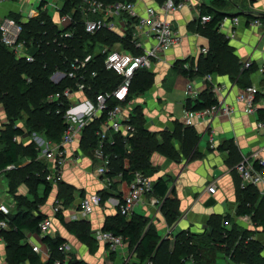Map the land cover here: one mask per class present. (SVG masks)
<instances>
[{"label":"crops","instance_id":"crops-1","mask_svg":"<svg viewBox=\"0 0 264 264\" xmlns=\"http://www.w3.org/2000/svg\"><path fill=\"white\" fill-rule=\"evenodd\" d=\"M161 1L136 0V10L142 13L147 6H158L162 3ZM113 2L116 0L108 3ZM63 6L64 0H1L0 23L6 17H14L19 21L27 22L30 18L38 17L41 11H46L59 29H66L65 24L68 22H63L61 15ZM204 8L212 9L214 13L220 12L227 15L228 18L224 21L220 31L228 39L232 54L240 63L243 64L251 59L258 68L264 61V0H190L186 6L170 16L181 37L180 42L161 53L160 57L155 59L151 67L148 68L154 74L152 87L145 93L129 99L130 105L126 103L124 105H126L125 113L128 122L130 123L133 114L135 116L134 108L137 107V110L142 114L144 128L159 143H164L175 132L177 134L170 141L173 149L180 153V159H174L164 152L155 151L150 158L152 164L150 177L153 185L159 178H163L167 182L169 186L167 197L178 200L179 217L173 224H169L161 207L163 199L160 198L162 200L160 205L152 204L150 197L155 196L152 193L146 195L135 206L134 211L127 215V220H131L133 214L143 216L146 220L145 228H153L161 237L158 247L166 243L169 253H174L178 236L182 232H190L195 235L214 232V226L209 222L210 219L212 217L230 216L242 228L256 231L253 238L262 244V256H264L263 227H256L251 220H246L238 215L237 183L240 175L234 169L238 159L250 157L255 150L264 145V132L258 131L256 128V121L261 117L260 113L264 114V95L260 94L258 99V111L255 114H248L245 112L244 106L237 100L238 94L245 88L240 85L237 79H233L230 73L210 74L212 76L210 81L207 78L209 74L190 79L174 69L177 60L193 58L197 61L201 56L200 50L203 47L209 48V38L201 33L199 27L201 11ZM79 12H82L81 8H79ZM90 17L95 18L94 15H90ZM234 17L239 18L238 24L233 23L232 18ZM258 18L262 24L254 25L252 21ZM103 31L111 33L109 35L113 34L115 41L112 43L110 39L107 41L106 37H102L93 45L92 54L94 56L101 55L104 57L103 50L106 47L133 52L130 46L135 48V45L129 42L128 37H122L120 30L116 32ZM138 34L143 48H150L154 45L153 38L141 36L140 32ZM126 42L130 43L129 47H127ZM36 49L32 44L27 46L26 52L33 55ZM16 57L24 58L17 55ZM257 68L250 74V82L253 85L263 87L264 74H261ZM53 75L54 73L50 76V80L54 84H59L60 82H57ZM189 81H192L198 91L195 98L214 84L222 86L220 93L213 92L218 100L222 99L225 103L232 105L234 111L230 114L219 113L210 122L196 119L195 123L188 129L185 123V104L188 99L187 84ZM24 120L25 118L20 119L16 123L18 127L24 130L23 133L14 137V141L20 147L17 168H22L32 161L29 152L32 144L36 145L34 134H38V132L28 131ZM10 124L7 110L0 103V139L4 142ZM100 124L101 122H99ZM190 131H195L198 135L194 144L190 143ZM44 137L48 139L46 136ZM211 138H213L214 147L211 146ZM90 140V134L85 130L69 151L73 160L65 166L63 180L60 181L70 184L74 188L73 200L69 205H64L65 198L69 193L61 190L59 182L52 184V190L47 198H44V184L33 187L22 182L13 191L6 170L13 169L14 165H9L5 170L0 171V188H7V194L0 193V204L9 202L14 214L18 211L33 210L36 204H40L41 211L54 218V226L46 235L52 238L60 236L65 239V243L70 247L66 252L67 259L83 260L89 264H122L124 256H128L132 262H141L136 246H130L129 240H125L126 245L119 254L110 252L107 246L100 242H98L97 250L92 251L88 244L80 241L65 225L66 222L74 221L72 215L86 194L104 192L107 189L105 181L96 172L98 160L95 158L92 149L86 147ZM230 144H233L234 152L227 149ZM5 146L3 143L2 151L5 150ZM220 146L226 148L221 149ZM38 158L48 163L49 172L51 164L41 156ZM121 178V174L114 176L115 183L117 182V189H114L117 191L115 192L123 191ZM212 183L216 185L215 193L208 190V186ZM257 190L259 192L257 204H259L264 197V183L259 184ZM18 197H23L22 205L19 204ZM56 198L62 202V211L59 216L53 215L52 206L47 205L49 201L52 202ZM35 201L37 202L35 203ZM40 201L44 202L38 203ZM118 211L117 208L103 202L96 207L86 221L91 224L92 232H94L96 229H103L108 217L116 216L119 214ZM25 236L24 242L28 241L30 244L39 245L41 250L45 252L40 255L41 260L43 262L48 260L50 248L44 242L45 235L25 230ZM220 253L224 254L226 264H244L236 263L224 251H220ZM181 261L183 260H180V263ZM190 263V261L186 262V264ZM0 264H13L4 237L0 239ZM21 264L31 263L26 261ZM173 264H179L177 258H174Z\"/></svg>","mask_w":264,"mask_h":264},{"label":"trees","instance_id":"trees-1","mask_svg":"<svg viewBox=\"0 0 264 264\" xmlns=\"http://www.w3.org/2000/svg\"><path fill=\"white\" fill-rule=\"evenodd\" d=\"M83 2L84 0H64L61 15L71 14L76 21L73 24L74 34L69 39L61 37L65 28L59 29L46 11H41L38 17L30 18L27 22L15 18L23 26L21 39L26 40L28 46L31 45L30 41H33L37 48L33 54V61H28L25 57L17 58L16 54L1 41L0 35V103L5 106L11 123L5 136V142L0 139V148L3 143L6 145L4 151L1 148L0 171L5 170L9 165H14L13 169L6 170L13 191L22 182L33 187L44 184V198H47L52 190V183L46 178L48 163L38 158L39 150L36 145L32 144L29 152L32 161L22 168H17L20 147L14 141L17 134L24 132L23 128L18 127L16 123L25 118V127L28 131L40 132L48 139L60 142L66 123L62 116L63 112L57 113L56 111L60 106L59 102H50L48 96L63 90L65 87H75L77 80L66 76L62 82L54 84L50 80L52 73L58 70L69 72L75 57L85 58L92 55L93 59L89 62L85 72L87 81L93 87L90 95L94 97L98 92L111 91L121 83V76L105 68V55L102 57L92 54L93 45L102 37H106L107 41L110 39L112 43L115 41V37L106 31L95 34H89L85 31L79 12ZM205 14L211 15L212 20L206 24H202L200 20L199 27L201 33L209 38L208 52L201 54L197 61L193 58L177 60L174 69L190 79L199 75L227 72L233 79H237L243 88L252 85L250 74L252 71H256L257 66L254 63L252 67L244 68L242 62L240 63L232 54L228 39L220 31V24L227 15L220 12L214 13L209 8H204L201 11V16ZM126 43L129 47L130 43ZM130 48L134 53L142 52L140 49L132 48V46ZM185 64H189V67L186 68ZM94 70L97 75L91 76V71ZM153 84L154 74L148 68L139 69L133 77L128 100L145 93ZM217 102L218 99L210 86L197 98H188L185 105L188 109L201 110ZM116 104L118 101H111V106ZM61 107L62 111L66 108L64 105ZM134 112L135 116L133 114L130 121L135 128L133 135L124 137L121 133L109 131L108 138L105 140L106 154L110 155L112 160L110 175L112 177L118 174L122 175L123 191L115 192L117 191L114 190L117 189V182H113L104 192H100L103 202L112 195H116L123 201L130 190L136 172L140 171L150 176L152 173L150 158L155 151H161L171 158L180 159V153L173 149L170 141L174 135H177L176 132L161 144L144 128L142 114L137 110V107L134 108ZM260 114L263 116L262 113ZM106 118L107 112L98 119L99 121H94L86 128L91 139L86 147H90L92 152L100 144L95 131L100 126L99 122ZM187 127L188 129L191 128V126ZM189 136L191 144H194L198 139L195 131H190ZM233 147V144H230L227 149L234 152ZM220 148L225 149L226 147L220 146ZM240 160L243 158L238 159L236 165L241 162ZM236 165L234 169L237 172ZM59 186L62 191L69 193L64 201V205L67 206L73 200L74 188L65 182H59ZM168 190L169 186L163 178H159L153 185V194L163 199L161 207L166 220L169 224H173L179 217L178 200L167 197ZM237 191L238 215L249 216L251 222L256 227H263L262 231H264V197L257 204L259 199L257 186L242 187L240 177L237 183ZM18 200L19 204L22 205L23 197H18ZM40 207V204H36L33 210L18 211L16 214L12 213L11 210L8 215L10 228L3 231L2 235L7 242L13 264H21L26 261L31 264H89L78 259H68L66 262V252L59 249L65 243V239L60 236L56 238L49 235L44 236V242L50 248V257L45 262L41 260L40 254L33 250L28 241L24 242L25 230L41 233L39 225L47 215L41 211ZM118 213L116 216L108 217L103 230L112 231L124 237L125 240H129L130 246H136L141 262L151 259L155 264H173L174 258H177L179 264H186L188 261L191 262L190 264H216L219 252L224 251L236 263L264 264L263 246L253 238L256 231L242 228L230 216L212 217L209 222L214 226V232L199 235L182 232L178 236L175 252L169 253L166 243L158 247L161 237L153 228H145L146 220L143 216L133 214L131 220H127V215H123L120 211ZM59 215L61 212L57 214V216ZM0 217H3V214L0 213ZM226 220H229V225L226 224ZM65 225L80 241L88 244L92 251L97 250L98 241L94 237L91 224L86 219L66 222ZM180 260L183 261L180 263Z\"/></svg>","mask_w":264,"mask_h":264},{"label":"built area","instance_id":"built-area-1","mask_svg":"<svg viewBox=\"0 0 264 264\" xmlns=\"http://www.w3.org/2000/svg\"><path fill=\"white\" fill-rule=\"evenodd\" d=\"M1 1V0H0ZM190 0H165L158 6H147L142 13L136 10V0L134 1H116L108 3L103 0H84L81 5V20L84 23L85 30L89 34H95L103 30L116 32L120 30L122 37H128L129 42L140 49L141 53L131 51H123L116 48L106 47L103 50L105 54L104 65L107 70L115 72L121 76V83L111 91L98 92L96 95L90 96L92 85L87 81L85 72L89 62L93 59L92 55L85 58L76 57L71 63V70L64 72L55 71L53 78L57 82H61L66 76L76 79L75 87H65L63 90L52 93L48 96L50 102H59L57 113H62L66 123V128L59 143H53L42 135L34 134L39 156L45 158L51 168L47 174V180L52 184H56L63 180L64 168L69 161H72L69 155L70 148L77 142L86 130V128L94 121L100 119L105 112L107 118L101 121L99 128L96 130V136L100 144L93 150L95 158L98 160L96 168L97 174L102 177L109 188L114 177L112 172L111 156L106 154L105 140L108 138L109 131L121 133L124 137L130 136L134 132V127L128 122L125 113L124 103L131 104L128 100L130 87L133 77L141 68H150L153 61L160 57L161 53L169 50L180 42L181 37L178 30L174 27L170 16L181 10ZM94 15L95 18H91ZM226 17L221 22L224 25ZM63 22L67 21L66 29L61 33V37L70 38L73 36V24L76 23L74 16L71 14L62 15ZM202 24H206L212 20V16L205 14L200 16ZM234 24L239 23V18H232ZM254 25H261V20L252 21ZM23 26L13 17H6L0 23L1 41L9 47L18 57H25L28 61H33L34 56L26 52L28 42L21 39ZM154 39V45L150 48H143L142 42L139 40V34ZM30 44H34L30 41ZM209 48L203 47L200 52L206 54ZM254 62L249 59L243 63L244 68L252 67ZM188 68L189 64H185ZM257 70L264 74V61L258 66ZM97 72L91 71V76H96ZM211 75L207 78L211 81ZM222 86L214 84L212 90L217 94L220 93ZM188 98H195L198 95L197 89L192 81L187 84ZM264 95V86L259 87L250 85L238 94L237 100L244 106V110L248 114H255L258 109V96ZM118 101V104L111 106V101ZM62 105L66 106L62 111ZM234 111V107L218 100V102L210 107L201 110L185 109V123L192 126L196 119L211 121L219 113L230 114ZM258 131L264 132V114L256 121ZM211 146L214 147L213 138H211ZM72 150V149H71ZM12 167V166H10ZM237 172L242 180V187L248 185L258 186L264 183V145L253 152L250 157H244L240 163L236 165ZM211 193L216 192L214 183L208 186ZM153 193V181L150 176L143 172H136L130 185V190L122 201L117 196H110L105 200L106 204L117 208L123 215H129L146 195ZM151 203L160 205L162 200L156 196H151ZM103 204L102 194L100 192H91L84 196L78 206V209L72 215V220L87 219L96 209L97 206ZM62 211V202L56 198L52 204L53 215ZM0 239H3L2 232L10 228L8 215L11 208L6 203L0 204ZM246 220H250L249 216H242ZM54 218L47 216L40 222L41 234L46 235L54 226ZM229 225V220H226ZM94 237L98 242L105 244L110 252L119 253L126 245L124 237L117 235L112 231L96 229ZM33 250L38 254H44L39 245L32 244ZM61 251L67 252L70 247L67 243H63ZM49 255V253H48ZM50 257V256H49ZM69 259V258H68ZM66 258V262L68 260ZM60 263V262H57ZM122 264H155L151 259L144 262H132L128 256H124Z\"/></svg>","mask_w":264,"mask_h":264},{"label":"rangeland","instance_id":"rangeland-1","mask_svg":"<svg viewBox=\"0 0 264 264\" xmlns=\"http://www.w3.org/2000/svg\"><path fill=\"white\" fill-rule=\"evenodd\" d=\"M61 1V0H60ZM76 58V57H75ZM74 58V59H75ZM38 135H42L43 136V134H41L40 132H38ZM1 180V179H0ZM6 189L7 188H0V193H2V194H7V191H6ZM53 202H54V200H52V202H48L47 203V205L48 206H52V204H53ZM6 204H8L9 206H10V208H11V210L13 209L12 208V205L9 203V202H7ZM101 243V242H100ZM101 244H103V243H101ZM119 254V253H118ZM123 260V258L121 259V261ZM227 262H226V260H225V256H224V254L223 253H220L219 254V257H218V261H217V264H226Z\"/></svg>","mask_w":264,"mask_h":264}]
</instances>
